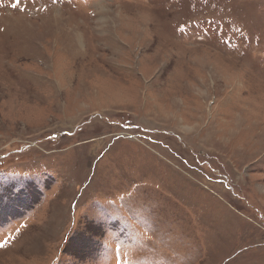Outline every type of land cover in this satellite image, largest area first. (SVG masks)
Wrapping results in <instances>:
<instances>
[{"label": "rangeland", "instance_id": "obj_1", "mask_svg": "<svg viewBox=\"0 0 264 264\" xmlns=\"http://www.w3.org/2000/svg\"><path fill=\"white\" fill-rule=\"evenodd\" d=\"M13 3L0 264H264V0Z\"/></svg>", "mask_w": 264, "mask_h": 264}, {"label": "snow or ice", "instance_id": "obj_2", "mask_svg": "<svg viewBox=\"0 0 264 264\" xmlns=\"http://www.w3.org/2000/svg\"><path fill=\"white\" fill-rule=\"evenodd\" d=\"M19 3V0H16V3H13L12 5H13V7H17V4ZM52 3L53 4H55V3H57V0H52ZM41 10H43V9H41ZM0 246H2V245H0Z\"/></svg>", "mask_w": 264, "mask_h": 264}]
</instances>
